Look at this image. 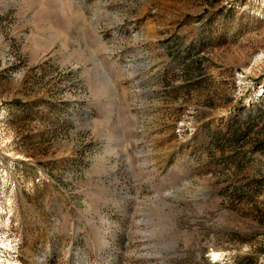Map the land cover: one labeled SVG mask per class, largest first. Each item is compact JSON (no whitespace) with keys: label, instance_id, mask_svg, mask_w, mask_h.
Instances as JSON below:
<instances>
[{"label":"rangeland","instance_id":"1","mask_svg":"<svg viewBox=\"0 0 264 264\" xmlns=\"http://www.w3.org/2000/svg\"><path fill=\"white\" fill-rule=\"evenodd\" d=\"M259 139L264 0H0V264H264Z\"/></svg>","mask_w":264,"mask_h":264},{"label":"trees","instance_id":"2","mask_svg":"<svg viewBox=\"0 0 264 264\" xmlns=\"http://www.w3.org/2000/svg\"><path fill=\"white\" fill-rule=\"evenodd\" d=\"M244 138H245L244 136L239 137V136H237V135H234V136H233V140H232L231 142H233L234 144H236V143H240V141H241L242 139H244ZM255 145H256V149H257V150H264V139H259V140H257L256 143H255Z\"/></svg>","mask_w":264,"mask_h":264}]
</instances>
